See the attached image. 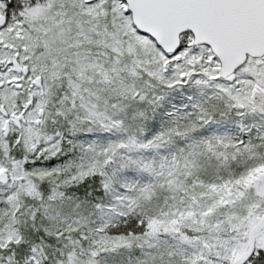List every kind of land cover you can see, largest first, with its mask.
I'll return each mask as SVG.
<instances>
[{"label":"snow or ice","instance_id":"1","mask_svg":"<svg viewBox=\"0 0 264 264\" xmlns=\"http://www.w3.org/2000/svg\"><path fill=\"white\" fill-rule=\"evenodd\" d=\"M0 264H264V0H0Z\"/></svg>","mask_w":264,"mask_h":264}]
</instances>
